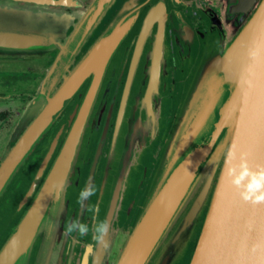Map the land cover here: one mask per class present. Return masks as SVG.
<instances>
[{
	"label": "water",
	"instance_id": "95a60500",
	"mask_svg": "<svg viewBox=\"0 0 264 264\" xmlns=\"http://www.w3.org/2000/svg\"><path fill=\"white\" fill-rule=\"evenodd\" d=\"M10 1L21 2L26 5V8L23 7L21 10V20L19 21L21 30L25 32L18 31V27L12 22L14 19V14L12 13L16 12H10L9 14L7 10H1L0 18L5 26H3L4 29L0 28V47L7 48H31L32 45L36 44L34 43L35 35H38L37 32L40 31V28H43V30L50 28V17L45 15L46 18L44 19V15L38 10L35 11V9H41V7L46 5H67L63 3V0ZM77 1L74 0L70 4H76ZM100 1L103 0L91 1L86 11L82 13L81 20L76 25L73 34L80 29L79 27L85 19V15L93 5ZM114 2L115 0H107L106 5L97 12L94 22L81 35L82 38L90 33L91 29L100 21L105 9ZM222 2H224L226 12L231 14H249L252 9H255L250 13V18L224 52L221 54L214 51L206 52L202 69L197 76V82L176 116L170 131V137L166 140L159 169H157L152 184L149 185L148 194L141 204L130 233L122 244L115 264H149L152 255L165 239L182 206L188 200L200 176L208 166L210 169L207 170L208 173L203 185L185 210L178 226L169 236L168 241H166L168 242V250L160 254L156 264H175L180 259L181 244L187 245L190 228H194L192 225L196 218H199L212 189L214 176L217 173L207 213L188 264H264V205L254 206L242 200L237 189L229 181L228 169L230 165L227 163L229 151H235L237 159L233 163H238L239 157L243 155L253 169L257 168V166H264V0H222ZM238 3H240L239 6H236ZM136 4L137 0L122 2L118 9V14L131 10L136 7ZM142 7L140 6V8ZM165 15L164 2L158 0L153 3L147 10L135 40L105 167L107 176L112 169L113 163L119 162L118 172L115 176L113 188L110 190L102 220L108 222L109 231L104 238V243L96 242L95 245L91 244L89 246L91 248L89 254L98 261V264L105 262L107 248L116 233L118 211L126 191L127 178L145 146V137L154 136L159 128V113L157 107L154 109V100L157 95L161 69L165 63L162 55ZM135 20V16L131 19L122 18L115 22L111 20L105 26L101 34L108 28L113 27L110 35L99 41L100 34L80 59L71 62V69H68V73L63 76L62 80L53 86L52 92L46 98L45 103L50 98L48 103L46 105L44 103L45 106L43 105L37 115L33 117L32 122L24 130L16 145L2 159L0 163V196L17 166L28 157L40 138L45 134L51 122L65 107L68 100L77 93L81 95V86L92 76L81 104L76 105L69 114L68 124L73 117L74 121L71 123L65 138H63L64 142L58 148V155L47 173L40 190L33 199L26 215L21 219L0 251V264H14L13 257L15 256L12 259L11 252L16 250L19 245L25 243V241H29V247L25 255L26 257L28 254L26 264H29L33 251L40 244V237H36V234L48 208V204L46 205L48 192L54 185L56 175L70 155L69 153L78 136L77 145L70 158L71 162L68 166V172L59 191L57 208L55 211L51 209V212L53 211L55 215L64 203L65 213L67 212L71 189L78 184V182L76 184L74 181L72 182V179L81 171L84 162H81V150L86 142L84 138L88 129L94 128L93 110L99 99L104 95L103 87L106 86L108 95L109 88L107 85H112L115 81L109 82L107 74L113 65L114 57H117V51L121 47L124 34L134 26ZM28 21L29 24H27ZM155 23L157 25L154 39L150 42L151 48L145 57L146 63L144 67L148 77L146 87L142 93L140 91V94L135 96L134 105L130 108L129 100L132 94V84L138 70L142 49ZM147 30H150L149 33ZM15 38L17 39L16 41ZM6 39L9 40L5 41ZM22 43L24 45H15ZM138 47L140 49L137 51ZM151 53L152 56H150ZM71 71L72 74L64 81V78ZM94 71L99 73L95 81ZM93 82L95 90L91 100H88ZM203 91H205L204 103L193 114L197 98ZM215 96L219 97V99L222 98V100H219L217 110L212 117H208V120H205L200 126L199 123L204 118V114L212 104L211 102ZM217 97L213 102L216 103ZM87 101H90V111L88 117H86L87 124L85 125L84 123L83 125ZM238 105L243 108L241 112L235 114L240 108ZM104 107L102 105L99 110L98 122ZM129 109L131 114L127 126L128 131L126 132L128 134L125 137V143H123L119 157L116 147L119 143L122 123ZM225 110H230L227 115L230 121L228 124L221 122V125H219V117H222V113ZM231 116L234 118L232 122ZM190 119L192 121L189 123ZM212 119L216 120L214 125L216 129L213 138L209 141V149L212 142L214 145L216 139L225 134L216 144L215 148L217 150L212 154L213 151L210 153L208 149V151L206 150V152L200 154H192V157H187L188 153L186 154V152L188 150H186V152L184 151L185 154L183 153L184 156L182 155L183 157L179 158L174 167L173 163L179 147L182 144H186L195 131L191 144L196 141L197 137L199 138L198 142H200V137L209 129L208 121ZM63 128L64 126H61L53 136L43 158L42 165L48 162L50 156L57 150ZM103 139L104 133L99 140L85 188L93 187L94 185V172L103 145ZM233 139L234 142L232 144L231 141ZM136 140H138V145L134 149L133 143ZM12 157L14 160H12ZM79 164L81 165L80 167L78 166ZM70 168H72L71 172ZM79 168L80 171H78ZM217 170L219 171L217 172ZM103 187L104 182L100 193L103 191ZM89 201L90 198L82 203V209L87 208ZM84 259H86L85 255Z\"/></svg>",
	"mask_w": 264,
	"mask_h": 264
},
{
	"label": "flooded vegetation",
	"instance_id": "af4514ba",
	"mask_svg": "<svg viewBox=\"0 0 264 264\" xmlns=\"http://www.w3.org/2000/svg\"><path fill=\"white\" fill-rule=\"evenodd\" d=\"M4 1H8V0H0V2H4ZM156 1L158 0H143L144 2L142 9L143 11L141 13L142 16L140 15L141 19L139 23H137V26L135 25L140 16L136 20L134 26L122 38L121 47H119V50L117 51L118 52L117 57L118 55H120L119 57L120 62L118 63V66L121 74L118 82L115 80L116 82L110 85V88L112 89L115 88L114 95L110 98L111 89H108L109 93L107 95V88L106 86H104L103 87L104 95L99 99L97 105L95 106V109L93 110V116H92L94 118V128L92 132L93 140L91 143H89V148H90L89 156L86 157L83 162L82 169L80 171L81 174L80 181L76 186H74L71 189L70 197L68 200V209L66 212L67 219L63 227V231L65 232L67 238L68 237L70 238L69 246H68L71 252L70 257L69 259L63 262L62 255L61 257L56 256V258L55 257L53 258L52 264H65V263L71 264L72 253L78 255L76 258L77 261L74 264H96L93 262V258L90 256L91 254H88L86 259H84V255L87 248L89 249V245L96 244V241L93 239V232L91 231V229L94 225V221L98 222L103 220L104 217L103 214L107 206L110 190L113 188L115 176L118 172L119 162L113 163L112 169L110 170L108 175L106 176L105 174V170H106L105 167L112 142L113 129L119 108V103L121 100L124 82L131 62L135 40L141 29V25L143 23V19L147 13V10ZM122 2L123 0L121 1L119 7L111 15L108 16L106 12L102 15L98 24L93 28V30L90 31V34L86 36L85 40L81 44L77 54L74 57L75 60L81 57L86 52V50L97 40L98 36L102 33L105 26L112 20V17L116 13V11H118V9L120 8ZM162 2H164L165 12H166L164 18V34H163V49H162L163 51L162 55L165 63L163 64L164 67L161 69V73L158 81L157 95L155 96V100H154V109L156 108L155 107L156 103L159 104L157 109L159 113L158 114L159 128L157 132H155V135L153 136L155 137L157 135V139L152 143L147 142V144H145L142 152L138 156L137 164L134 167H132V170L130 171L128 176L126 191L121 200V207L119 209V221L121 220L126 221L127 217H129L130 211L133 210V206L137 205L136 213L134 215L132 224L141 207L143 197L145 195L146 189L149 186L148 183L152 176V173L157 167L159 158L162 155V152L165 148V143H166L165 138L169 132L168 128H170L171 126V119L173 118V116H175L179 102L181 100L180 98L184 94V89H185L184 82H186V80L192 74L196 63H198V60L203 56H205L207 52L206 46L202 45V47H200L198 44V48H195L197 41L204 43V45L207 43L209 45L212 44V37L213 36L216 37V34H218L217 37L220 39L222 44L221 52H224V50L232 41V38H234L237 35L238 30L240 29L242 24H245L242 23V20L245 18V22H246V20H248L249 17L247 16V14L240 15V14H231L226 12L224 8V2H222V0H178V1L162 0ZM239 4L240 3H238L237 6H239ZM45 7L49 9L47 5ZM86 7L85 4H82L81 2L79 4L77 2L73 6L66 7L61 5H51L50 8H53L54 10L57 9V10L72 12L73 10H78V8L79 10H83ZM77 22L78 19L75 18L71 23L67 25L64 31L66 36L70 34V32L74 28V25ZM156 25H157L156 23L153 25L151 29V33L143 46L142 53L140 56V61L142 60L141 58L143 57V55H145V57L147 56L151 48L150 42H152L154 39ZM135 26L137 27V29L136 31L135 30L133 31ZM58 41L62 43L65 41V39L63 37H60ZM148 42H149V46H148ZM2 51H9V50L2 49ZM18 53H21L23 56L30 54V52H26V51L18 52ZM37 53L44 54L43 61L50 65L58 53V48H53L46 51L45 50L38 51ZM145 57L143 58L144 64L146 63ZM115 58L116 57H114V59ZM135 78H137V73L133 80L132 91H133L134 83L136 81ZM147 78L148 77L147 74L145 73V67H144L142 69L140 83H139V86L141 87V93L142 91L145 90ZM10 85L11 83L0 85V87L5 90L4 94L7 96V97L0 96V146L3 145L4 142H7V147L11 149L16 145L19 138L23 135L24 130L29 126V124L33 120V117L31 119L29 118L27 122H25V120L27 119H24V117L21 120V116L25 112L24 110L26 107V103L28 102V100H30V98H32L33 95L32 93H29L30 91L27 89L28 88L27 86L19 85V84L12 86ZM137 94L135 95L131 94L129 100L130 104L134 102L135 96ZM83 95L84 94H81V96L79 97L78 105L81 104ZM106 96L108 97L106 98ZM107 100H109L108 106H107ZM67 104L68 102L66 103V105ZM102 105H104L105 107L102 112L100 121L98 122V113ZM74 107H71L69 112L66 111L62 113L57 125L54 126V129L51 133V137L43 138V140L41 138L42 141L40 140L36 144V146L30 152L28 157L24 160V162H22L17 166V169L13 173L11 179L10 180L8 179L9 183L6 185L7 189L4 191L3 188L2 194L0 196V227L2 224L6 222L9 223V225L2 228L6 230V234L8 230L10 234L14 232L15 228L17 227L21 219L26 215L36 194L40 190L42 183L45 180V177L47 176V173L49 172L51 166L53 165L56 159L55 154L58 155V148H60L62 143L64 142V139H61L62 135L57 145V150L55 151V153H53L50 156L48 162H46L44 165H42L43 158L46 155V152L49 148L53 136L56 134V132L61 126H64L62 134L65 133L66 136L71 126V123L74 121V117H73L71 122L68 124L69 114ZM20 114L21 116L19 120L16 121V117ZM130 114L131 113L129 109L126 112L125 119L122 123V127L120 130V137L118 141L119 143L118 146L116 147L118 156L119 153L121 152L124 143L122 142V140L124 139L123 134L128 131L125 130V128H127L128 126ZM164 128H166L168 132L166 131L165 133H162V129ZM103 133H104L103 145L101 147L100 150L101 152L100 155L98 156L97 164L94 172L95 180H94L93 188L95 189V194L90 197V201L87 208L82 209V203L79 202V193L82 189L85 188L88 182L89 173L91 171L94 157L97 152L98 143ZM65 136L63 138H65ZM148 138H151V136H148ZM153 151H155L156 156L155 159L152 162H150V155L151 152ZM139 173L140 175H136ZM24 177L27 180V186L25 190L22 192L18 201L13 202L10 200V198H8V196L12 193V191H14L19 186L20 181L23 180ZM137 181L138 182L140 181L141 183L139 185H136ZM103 182H104L103 191L100 193ZM135 186H136V190L134 192ZM6 192L8 193L7 197L4 196ZM96 206L99 207L98 213H95L94 211H89L90 208H94ZM23 213L25 214L23 215ZM74 220L87 224L90 229L89 233L85 236H79L78 233L76 232L68 234L65 231V226L66 224H70ZM2 237L3 239L0 240V250L3 248L2 246L5 245L7 242L6 241L7 238H5L6 235ZM194 244L195 241L192 243V248L190 249L191 251L187 255L188 258L193 252V248L195 246ZM38 250H39V245H37L36 249L33 251L30 257L29 264H38V259H37L39 253ZM53 253L54 252L52 251V254H49V257L47 259V261L49 260V264L51 263L53 255H55ZM187 256L184 261L185 264H188Z\"/></svg>",
	"mask_w": 264,
	"mask_h": 264
},
{
	"label": "rangeland",
	"instance_id": "374dc122",
	"mask_svg": "<svg viewBox=\"0 0 264 264\" xmlns=\"http://www.w3.org/2000/svg\"><path fill=\"white\" fill-rule=\"evenodd\" d=\"M92 0H78L77 2L80 4V2L82 4H85V7L88 5H90ZM126 1V0H123V2ZM76 2V3H77ZM90 2V3H89ZM16 5H20L19 7H23L25 4L24 3H21V2H15ZM143 0H137V4H136V7L132 8L131 10H128V11H125L123 12L122 14H118V11H116V13L114 14V16L112 17V20L115 22L117 20H120V19H131L133 16L136 17V20L138 19V17L141 15L142 13V8H140V6H143ZM112 5V4H111ZM110 5V6H111ZM87 6V7H88ZM109 6V7H110ZM32 7V6H30ZM49 9H53V8H50L51 6H48ZM87 7L83 10H73L75 11V13L77 11H86ZM107 7V8H109ZM256 7V6H255ZM43 9H48L46 7H41ZM106 8V9H107ZM74 9H77V8H74ZM105 9V11H106ZM255 9V8H254ZM251 12H253V10ZM54 10V9H53ZM50 11V10H49ZM70 12V13H73ZM104 11V13H105ZM69 12V11H68ZM250 12V13H251ZM103 13V14H104ZM247 14L248 19L250 18V15L251 14ZM40 14V13H39ZM102 14V15H103ZM44 15V19L46 18L45 15H46V12L43 13ZM142 16V15H141ZM141 16L139 17L138 21L136 22V26H137V23H139L140 19H141ZM102 17V16H101ZM119 17V18H118ZM121 17V18H120ZM134 22V23H135ZM247 22V20H246ZM245 22V18L242 20V23H246ZM29 24V21L28 23ZM55 25L59 26V23L57 22H54ZM98 24V23H97ZM134 25V24H133ZM244 24H242V26L240 27V29L238 30V32L241 30V28L243 27ZM96 26V25H95ZM94 26V27H95ZM135 26V28L133 29V31L137 29V27ZM93 27V28H94ZM93 28L91 30H93ZM129 32V31H128ZM127 33V32H126ZM90 34V33H89ZM126 34H124L125 36ZM218 34H216V37L213 36L212 37V44H205L204 43H201L200 41H197L196 45H195V48H198V44L200 47L203 46H206V49L207 51H214V52H218V53H222L221 52V47H222V44H221V41L220 39L217 37ZM211 40V39H209ZM233 40V38H232ZM149 42H150V39H149ZM149 42H148V46H149ZM228 47V46H227ZM204 48V47H203ZM87 51V50H86ZM121 52V51H120ZM145 54V53H144ZM24 56L21 54V53H18L16 51H2L0 50V69H4L3 68V64H10V63H14V62H21V61H25L26 58L24 59L23 58ZM120 55H118V57H116L115 59H113V65L110 67L109 71H108V81L109 82H113L114 80H116L118 82L119 80V77H120V70H119V66H118V63L120 62ZM145 57V55H143V57L141 58L142 60L140 61V65L138 66V70H137V78H136V81L134 83V86H133V91H132V95H135V94H139L140 91H141V87L139 86V83H140V78H141V73H142V69L144 68L145 64H144V61H143V58ZM80 59V57L78 58ZM76 59V61L78 60ZM37 61H39V59L37 60V58H33V60H28L27 62V65H28V69L32 71H38L37 69L40 68V70L43 69L44 65L42 63H38V68L36 69L37 67ZM204 56L202 58H200L198 60V63H196L195 65V68L192 72V74L189 76V78L186 80V82H184V86H185V89H184V94L183 96L180 98V102H179V105H178V108H177V111L175 113V115H178L181 108H182V105H184V102L186 100V98H188L191 90L193 89L194 85L196 84L197 82V76H198V73H200L201 69H202V64L204 63ZM187 68V66H186ZM91 78L92 76H90L84 83L83 85L81 86V91L80 93L81 94H84L86 93V91L88 90V87L90 85V82H91ZM18 78L14 79V80H17ZM114 81V82H116ZM110 90V98L114 95V90L115 88H110V84L107 85ZM5 90L4 89H1L0 88V94L3 95V97H7L5 94ZM81 95L80 94H76L74 95L73 97H71V99L68 101V104L66 105V107L59 113V115H57L54 119V121L50 124V126L47 128L45 134H43V136L41 137L42 140L43 138H50L51 137V133L54 129V126L57 125L58 121H59V118L61 117L62 113L70 110L71 107H74L76 105H78V102H79V97ZM204 97H205V91H203L202 93H200L199 97L197 98V101H196V104H195V108L193 109V114L196 113L198 111V109H200V107L203 105L204 103ZM108 103H109V100H107V106H108ZM134 104V102H132L130 104V108L131 106ZM158 103H156V106L158 108ZM196 115V114H195ZM21 114L18 115L16 117V121L19 120ZM23 115L21 116V120L23 119ZM176 120V117L173 116V118L171 119V126L174 124ZM192 121V119L189 120V123ZM215 122L216 120L215 119H212L210 121H208L209 123V129L207 132L204 133V135L202 137H200V142H198V137L196 138V141L191 145V147L188 149V151L186 152L187 154V157H192V154L195 155V154H200V153H203V152H206V150L208 151L209 149V141L211 140V138H213V134L215 132V129H216V126L214 127L215 125ZM170 123V122H169ZM87 124V120L85 122V125ZM102 125V123H101ZM100 125V126H101ZM169 129V132L167 131L166 128L162 129V133H165L166 131L168 132V134L166 135V138H165V141L167 140V138L169 139L170 137V131L172 128H168ZM125 130H128V128H125ZM92 132H93V129H88L87 131V134L85 136V143L83 144V147H82V150H81V162L84 161V158L88 157L89 156V151H90V148H89V143L92 142ZM128 134V133H127ZM126 132L123 134V137L124 139L122 140V142L125 143V137L127 136ZM40 138V140H41ZM157 139V135L155 137L151 136V138H148L147 136L145 137V144H147V142H154L155 140ZM39 140V141H40ZM41 140V141H42ZM127 142V141H126ZM9 143V142H8ZM134 144V149H136L137 145H138V140H136V142L133 143ZM10 148L7 147V142H4L3 145L0 146V163L2 161V159L4 158L5 154L9 151ZM34 149V148H33ZM32 149V150H33ZM120 149V147H119ZM163 153V152H162ZM55 156L57 157V155L55 154ZM155 156H156V153L155 151L151 152V155H150V162H152L154 159H155ZM161 157L162 155L160 156L159 158V162L157 164V167L155 168L154 172L152 173V176L149 180V185L152 184V181H153V178L157 172V169H159V166H160V162H161ZM22 163V162H21ZM207 163V161H206ZM205 163V164H206ZM79 167L81 166L80 164L78 165ZM72 167V166H71ZM84 168V167H83ZM208 169L209 166L205 169V171L203 172V174L200 176L201 178H199L197 184L195 185V188L193 189V191L191 192V194L189 195L188 197V200L184 203V205L182 206L181 210L185 211V208L187 207V205H189L192 201V199L194 198V196L197 194V192L199 191V189L201 188V186L203 185L205 179H206V175L208 173ZM72 171V168H70V172ZM78 171H80V168L78 169ZM219 170H217L218 172ZM22 172V171H21ZM79 173V174H78ZM75 177L72 179V182L74 181V183L76 184V182H79L80 179H81V174L80 172H78ZM218 174V173H217ZM217 174H215L214 176V182H213V185H212V189L211 191L209 192V195H208V199L207 201L205 202L204 206H203V209L199 215V218L195 220L194 224L192 226H194V228H190V236H189V240H188V243L187 245H182L181 244V247H180V253H181V256H180V259L177 261V263L175 264H185L184 261H185V258L186 256L190 253V249L192 248V243L195 241V244L196 245V242H197V239H198V236H199V232L201 230V227H202V224H203V221L205 219V216H206V211H207V208H208V205H209V201L211 199V195L213 193V189H214V186H215V181L217 179ZM19 175V174H18ZM136 175H140L139 174H136ZM46 178V177H45ZM141 178V177H140ZM9 183V182H8ZM141 182L137 181L136 182V185H139ZM27 186V180L26 178L24 177L23 180L20 181L19 183V186L14 190L12 191V193L8 196V193L6 192L4 194L5 197L8 196V198H10L11 201L13 202H17L19 197L21 196L22 192L25 190ZM7 187V186H6ZM149 187V186H148ZM7 188H5L6 190ZM4 190V191H5ZM136 190V186H135V189H134V192ZM148 190L149 188L146 189V192H145V195L143 197V201L145 199V196L148 194ZM142 201V203H143ZM189 202V204H188ZM12 205V204H11ZM137 205L133 206V210L130 211L129 213V217H127V220H121L118 222H116V233L114 234L113 236V240H112V243L109 247V254L107 255L106 259H105V262H103L102 264H115L116 263V260H117V257L120 253V250L122 248V244L124 242V240L126 239L127 235L130 233L131 231V228L133 226L132 224V221L134 219V215L136 213V207ZM186 206V207H185ZM50 207L48 206L47 210H46V214L44 215L43 219L41 220L40 224H39V227H38V231H37V234H36V237H40V244H39V253H38V257H39V254H40V250L44 244V241H45V238L47 236V233L50 232L51 230H53L52 232V237H51V247H52V250H53V257H52V260H51V263L52 264V261H53V258L56 256H60L62 255V259H63V262L66 261L67 259H69L70 257V250H69V237L67 238L65 232L63 231V227H64V224L66 222V219H67V215L65 213V205L64 203L62 204V207L61 209L59 210V212L55 213V216L53 215L52 217H50L49 215L51 214V208L49 209ZM187 209V208H186ZM140 210V209H139ZM180 210V211H181ZM184 211L176 218V221L173 223L171 229H170V234L169 236L174 232L175 228L178 226L179 224V221L181 220V218L183 217L184 215ZM25 213H23L24 215ZM22 215V216H23ZM56 219V220H55ZM56 221V222H55ZM202 222V223H201ZM55 223V224H54ZM7 225H9L8 222L4 223L1 225L0 227V240L3 239L2 236L6 235L5 238L6 241L8 240V238L11 236L9 230L7 231V234H6V230L5 229H2L3 227H6ZM132 225V226H131ZM55 226V227H54ZM55 228V229H54ZM58 232H59V235H58ZM168 232V233H169ZM168 237H166L162 242L161 244L159 245V247L157 248V250L155 251V253L152 255L151 257V260L149 262V264H156V262L158 261V259L160 258V254L164 251H167L168 250ZM196 238V239H195ZM68 239V240H67ZM4 246V245H3ZM2 246V247H3ZM195 248V246H194ZM193 248V249H194ZM1 251V250H0ZM193 253V252H192ZM59 254V255H58ZM77 256L78 255H75L74 253L71 254V264H74L76 263L77 261ZM191 256L192 254L189 256H187L188 258V263L191 259ZM28 258V254L27 256L24 258V259H17L14 264H26V260ZM38 259V258H37ZM39 260V259H38ZM46 264H49V260L47 261ZM66 264V263H65Z\"/></svg>",
	"mask_w": 264,
	"mask_h": 264
},
{
	"label": "crops",
	"instance_id": "0c3cea01",
	"mask_svg": "<svg viewBox=\"0 0 264 264\" xmlns=\"http://www.w3.org/2000/svg\"><path fill=\"white\" fill-rule=\"evenodd\" d=\"M75 4H67V5H61V6H73ZM20 5H16L14 1H4L0 2V11L1 10H7L8 13L10 12H16L12 13L14 14L13 23L16 27H18V31L21 30V26L19 25V21L21 20V13L23 7L26 8V5L23 7H19ZM40 11L42 14L46 12V15L50 17L51 26L49 29L43 30V28H40V31L37 32L38 35H35V45H32L31 48H7V47H0L2 50H9V51H18V52H30V54L24 56L23 58L26 60L21 62H14L8 64H3L4 69H0V85L3 84H9L12 85H24L27 86L29 93H32V98L28 100L25 107L24 112V119L25 122L28 121V119L34 117L37 115L39 110L42 108V106L45 103L46 98L49 96V93L52 92L53 86L62 80L63 76L68 73V69H71V62L76 61L75 55L77 54L81 44L85 40L86 36L84 38L81 37L83 33L77 34L75 32L73 34V31L77 24L80 22V18L82 17V13L84 11H73V13L62 11V10H50L49 9H35V11ZM75 18L78 19V22L74 25L73 30L70 32L68 36L65 35V28L69 23H71ZM54 22L59 23V26L55 25ZM5 24L2 22L0 18V28H3ZM24 34V33H22ZM40 34V35H39ZM24 36V35H23ZM63 37L65 39L64 42H59V38ZM25 38V36H24ZM26 43V42H25ZM15 45H24L22 44H15ZM53 48H58V53L56 57L53 59L52 63L49 65L48 63L44 62V54H38V51H46ZM33 52V53H31ZM84 55V54H83ZM82 55V56H83ZM81 56V57H82ZM80 57V58H81ZM33 58L39 59L37 61V67L38 63H42L44 65L43 69L40 70L38 68V71H32L28 69L27 62L28 60H33ZM56 63V65H55ZM18 78L17 80H14ZM52 84V85H51ZM1 88V87H0ZM12 88V87H11ZM2 89V88H1ZM32 89V90H31ZM0 96H3L0 94ZM138 162V160H137ZM137 164V163H136ZM128 181V178H127ZM127 185V184H126ZM124 196V195H123ZM189 206V205H188ZM187 206V208H188ZM186 210V209H185ZM184 211V210H183ZM182 210L179 212L177 217L183 212ZM119 212V211H118ZM185 212V211H184ZM138 214V213H137ZM137 216V215H136ZM176 217V218H177ZM119 221V215L117 222ZM135 221V220H134ZM176 221V220H175ZM174 221V222H175ZM134 223V222H133ZM172 227V226H171ZM170 232L166 235L168 237ZM165 237V238H166ZM113 240V239H112ZM112 243V241H111ZM109 244L107 248V255L109 254V247L111 245ZM90 246V245H89ZM88 249V248H87ZM93 262L98 264V261L96 259H93Z\"/></svg>",
	"mask_w": 264,
	"mask_h": 264
},
{
	"label": "bare ground",
	"instance_id": "6f19581e",
	"mask_svg": "<svg viewBox=\"0 0 264 264\" xmlns=\"http://www.w3.org/2000/svg\"><path fill=\"white\" fill-rule=\"evenodd\" d=\"M72 1H74V0H63V3H65V4H70ZM106 3H107V0H103V1H100V2H98L97 4H95V5H93V7L89 10V12L85 15V19L82 21V23H81V25H80V29L77 31V34H80V33H83L86 29H87V27L88 26H90L93 22H94V20H95V18H96V14H97V12L98 11H100L105 5H106ZM236 6H237V4H236ZM235 6V7H236ZM119 18V17H118ZM121 18V17H120ZM97 25V24H96ZM112 30H113V27H111V28H108L103 34H102V36H101V38L99 39V41L100 40H102V39H105V38H107L109 35H110V33L112 32ZM150 31V30H149ZM149 31L147 30V32L149 33ZM147 34V33H146ZM13 37H16V36H13ZM7 38H10V37H7ZM17 38V37H16ZM15 38V41L17 40ZM9 39H6L5 41H8ZM15 41H13V42H15ZM140 49V47H138V49H137V51ZM150 56H152V53L150 54ZM72 74V71L69 73V75H67L65 78H64V81L66 80V79H68L69 78V76ZM97 74H99L97 71H94V73H93V76H94V81H95V78H96V76H97ZM136 79V78H135ZM94 90H95V86H94V82H93V85L91 86V89H90V91H89V96H88V100H91V96H92V94H93V92H94ZM57 91V90H56ZM55 91V92H56ZM54 92V93H55ZM216 97L217 96H215L214 97V99L212 100V104L207 108V110H206V113L204 114V118H202L201 119V121H200V123H199V125L201 126L202 125V123L203 122H205V120H208V117H212V115L215 113V111L217 110V107H218V104H219V100H222V98L221 99H219V97H217V101H216V103L215 102H213L215 99H216ZM50 99V98H49ZM49 99L47 100V102L45 103V105L48 103V101H49ZM89 102L90 101H87V104H86V108H85V111H84V120H83V122H82V124L84 125V123H85V121H86V117H88V113H89V111H90V105H89ZM242 103H243V101H242ZM241 103V104H242ZM44 105V106H45ZM240 105H238V107H239ZM243 107L242 106H240V108H239V110H238V112L237 113H235V114H238L239 112H241V109H242ZM230 112V110H225L223 113H222V117L220 116L219 117V122H218V124L219 125H221V122L222 123H224V124H228L229 123V121H230V118H228L227 117V115H228V113ZM226 117V118H225ZM234 120V118L231 116V122ZM199 126V127H200ZM194 133V132H193ZM195 133H196V131H195ZM195 133L193 134V136L191 137V138H189L188 139V141L186 142V144H182L180 147H179V149H178V151H177V154H176V156H175V160H174V163H173V166L175 167V165L177 164V162L179 161V158H181V157H183L184 156V154H185V152H186V150H188L189 149V147H190V145H192L191 144V142H192V140H193V138H194V135H195ZM78 135H79V133H78ZM225 134H223V135H221L220 137H218L217 139H216V141H215V143H214V145H213V142L211 143V145H210V153L212 152V154L217 150V148H215L216 147V144H218V142L222 139V137L224 136ZM234 139H235V137H234ZM234 139L231 141V143L233 144V142H234ZM77 141H78V136H77V138H76V142L74 143V145H73V147H72V150H71V152L69 153L70 155L67 157V159H66V161L62 164V166H61V168H60V171L57 173V175H56V179H55V181H54V185H52V187H51V189H50V191L48 192V199H47V203H46V205L47 206H49V207H51V209L53 210V211H55L56 210V208H57V203H58V196H59V191H60V188L62 187V184H63V179L65 178V176H66V174H67V172H68V166L70 165V158H71V156L73 155V151H74V149H75V147H76V145H77ZM230 143V144H231ZM231 144V145H232ZM230 145V146H231ZM213 146V147H212ZM212 148V149H211ZM185 151V152H184ZM184 153V154H183ZM183 155V156H182ZM12 160H14V158L12 157ZM72 160V159H71ZM173 167V168H174ZM201 178V177H200ZM50 209V208H49ZM53 211L51 212V215H50V217H52L54 214H53ZM55 216V215H54ZM56 220V219H55ZM56 222V221H55ZM55 224V223H54ZM55 227V226H54ZM55 229V228H54ZM52 232H53V230H51L50 232H48L47 233V236H46V238H45V242H44V244H43V246H42V248H41V250H40V254H39V257H38V264H46L47 263V259H48V257H49V254H52V251L53 250H51V237H52ZM28 247H29V241L28 242H26L25 241V243H23V244H21V245H19L18 246V248L16 249V250H14L13 252H11V254H12V256H11V258L13 257V256H15V257H13L14 258V262L17 260V259H24V257H25V255H26V252H27V250H28ZM12 258V259H13Z\"/></svg>",
	"mask_w": 264,
	"mask_h": 264
},
{
	"label": "clouds",
	"instance_id": "9594fccd",
	"mask_svg": "<svg viewBox=\"0 0 264 264\" xmlns=\"http://www.w3.org/2000/svg\"><path fill=\"white\" fill-rule=\"evenodd\" d=\"M236 159V152L229 151L227 163L230 165L228 176L231 185L237 189L240 197L246 203L254 206L264 205V166H257L253 169L243 155L239 157L238 163H233ZM94 194L95 189L93 187L82 189L79 193V202L83 203ZM89 211L98 213L99 207L90 208ZM65 231L68 234L76 232L79 236H85L90 229L87 224L74 220L70 224H66ZM91 231L96 242L104 243V238L109 231V224L107 221H98L93 225ZM90 252L91 248L86 250L85 258Z\"/></svg>",
	"mask_w": 264,
	"mask_h": 264
},
{
	"label": "trees",
	"instance_id": "16d2710c",
	"mask_svg": "<svg viewBox=\"0 0 264 264\" xmlns=\"http://www.w3.org/2000/svg\"><path fill=\"white\" fill-rule=\"evenodd\" d=\"M122 0H115V2L112 4V6H110L109 8L106 9V14L109 16L111 15L120 5ZM108 97V96H107ZM177 115H175L174 117H176ZM173 126V125H172ZM172 126H170V128H172ZM93 129V128H91ZM65 136V133L62 134L61 139H63V137ZM93 140V139H92ZM166 145V143H165ZM149 188V187H148ZM78 189V188H77ZM36 249V248H35Z\"/></svg>",
	"mask_w": 264,
	"mask_h": 264
}]
</instances>
